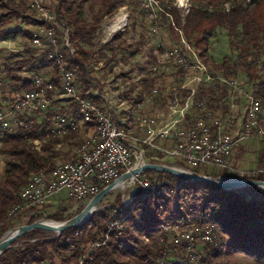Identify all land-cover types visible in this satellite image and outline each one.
Wrapping results in <instances>:
<instances>
[{
    "label": "trees",
    "instance_id": "trees-1",
    "mask_svg": "<svg viewBox=\"0 0 264 264\" xmlns=\"http://www.w3.org/2000/svg\"><path fill=\"white\" fill-rule=\"evenodd\" d=\"M51 1L55 3L56 15L65 23L64 29H70L74 54L68 58V62L70 68L76 71L82 96L87 97L89 91L94 88L89 62L94 58L95 53L102 51L98 60L106 59L109 64L112 60L106 57L105 51L110 52L112 57L118 55L120 51H132V47L126 42L122 33L102 46L100 32L104 21L113 19V22L115 21L113 17L121 8L127 6L139 9L145 6L147 0ZM95 1H100L101 7L97 13L94 9L92 20H88L87 8L93 9L90 6ZM245 1L209 0L206 9L193 8L185 18L181 17L176 8L168 10L177 28L189 31L190 38L200 33V38L196 39L197 43L208 44L214 30L206 25L212 20L228 28L232 41L236 37H241L247 49L241 51L240 57L248 63L249 82L258 81L253 95L260 102L263 110L264 77L260 78L257 75L256 68L264 56V18L261 23L248 14L244 9ZM254 1L257 3L256 7L261 4L257 0ZM227 4L230 6L228 14L223 12L217 14L213 11V8L220 9L218 7L225 10L224 6ZM0 11L2 12L0 38L24 35L32 40L33 32L30 34L27 30L8 28L5 30L14 21L32 26L33 31L38 26L44 25V22H40L36 16L29 15L33 10L28 5V0H0ZM59 36L62 37L61 33ZM200 57L211 70L221 72L225 81L230 82L227 79L237 77L238 71L234 66L226 61L216 64L209 59L207 48L202 49ZM152 59L155 63L156 58L153 56ZM25 67L32 74L47 73L51 76L50 82L56 85L57 89L61 88L56 66L47 59L36 60L31 57L21 59L13 68L8 66L5 69L6 76L12 79L21 93L32 88L23 78L13 77L12 74ZM49 68L50 70L54 68L51 73L47 70ZM178 71L180 77L186 75V71L182 68H178ZM211 74L213 75L212 71ZM216 77L217 81L221 82L219 78L222 77ZM155 80L156 76L152 80L146 79L142 83V93L131 99L143 98V95L154 87ZM225 85L230 86L227 83ZM181 93L185 94L183 100L191 96L189 91ZM198 96L207 102L210 111L224 110L225 113L228 109L229 98L225 86L219 90L203 84ZM217 100L220 102H216ZM223 101L226 102L225 105L222 104ZM95 103L101 104L103 99H96ZM71 104L76 109L79 108L74 101H71ZM78 110H75V114L80 119ZM211 113L213 114L212 111ZM53 115V112H48L45 116L40 115L43 119L39 123L30 119L26 122V126L21 127L17 132L14 131L15 134H6L5 139H0L3 142L2 152L12 159L2 171L5 177L0 182V238L9 229L15 227L14 220L20 219L28 212L34 214L29 224L43 219V214H35L38 212L36 208L31 211H20L12 217L10 212L21 204V194L31 178L45 171L50 172L57 165L53 161L62 157V153L57 149L58 145L63 140L77 138V132H70L61 137L49 131ZM88 126H91L89 131L91 133L96 124L91 123ZM38 140H42L43 145L40 148L35 144L39 142ZM144 148L147 149V158H151L153 163L161 162L153 159L154 156H160L159 152L151 150L146 145ZM259 163L264 167V145L261 148ZM220 173L224 174L223 177L232 178L226 171ZM141 178L150 180L155 190H146L139 186L128 203H123L121 196L117 197L114 204H107L86 223L63 232L59 237L46 235L45 231H33L14 242L12 247L0 257V264H181L178 258L183 259L184 264H190L192 261L191 255L187 256V246L175 244V230L193 227H212L219 241L217 247L211 244L205 247L204 257L199 263L195 261L194 264H264V191L262 189L251 186L227 190L206 182L157 172H147ZM249 179L264 181V175ZM80 210L83 209H79V212ZM48 217L56 221L70 218L58 213Z\"/></svg>",
    "mask_w": 264,
    "mask_h": 264
},
{
    "label": "rangeland",
    "instance_id": "rangeland-1",
    "mask_svg": "<svg viewBox=\"0 0 264 264\" xmlns=\"http://www.w3.org/2000/svg\"><path fill=\"white\" fill-rule=\"evenodd\" d=\"M208 1L209 0H147V2L145 3L146 7L143 6L139 9L138 8L134 9L133 7L130 8L126 6L121 8L117 12V14H115V16L113 17L115 18V21L112 22L113 19L104 21L103 26H101V32H100L102 46L110 42L114 36L122 33L126 42L132 47V51H120L118 55H116L115 57H112L110 52L105 51L106 57H110L112 60L110 61L109 64H107V61H105L106 59L98 60L100 55L99 53L102 51L95 53L94 58L89 62V67L92 72V77L94 79V88L95 89L101 88V92H100L101 96L103 95L105 96L106 99L110 100V102H108V105L109 107H113L112 110L113 117L118 122H122L123 120L125 121L127 116L129 118L127 117L126 121L128 120V122H131V120L137 119L139 115L141 116L146 115L156 118L159 126H165L170 121H173V119L177 118L178 113H175V111L182 110V104L179 102H186V100L190 96L185 100H183L185 98L184 96L185 94L182 93L178 94L179 102L177 105H174L173 100L169 99L167 95L169 94L168 93L169 89L171 87H180L182 84H184L183 87L186 88L185 90H183V92L184 91L191 92L189 90V88H192L191 84L195 83L196 77L199 76L203 77V72L202 71L196 72V70H188L186 71V75L184 77H180L178 75L179 63L177 62L175 63V61L172 58L170 59L167 58V55H170V53L174 51H177V53L180 55L179 50H181L182 52H184V54H187L188 57L191 54L192 56L194 55L195 65L199 66V62L201 64L204 62L203 59L200 57V53L202 49L207 48L209 59L213 60L216 64H220L223 61H226L230 65L234 66L238 71L237 73L238 75L235 79L226 78L231 83H234V86H238V88L234 90L235 92L233 93L234 94L233 98L231 100L229 99L228 101V105L230 103L231 108H229L228 106V109L225 113H223L224 110H216V109L211 110L213 112L211 119L222 120L224 122L226 130H228V132L232 134H235L237 131L241 130L243 123L242 117L245 108L244 105H248L249 98L254 97L253 93L255 90V85L258 83V81H255V83L249 82V77L247 73L248 63H245L243 59L240 57L241 51H245L247 49L245 42L241 41V37H236V39L232 41L228 34V28L225 26L222 27L217 23L216 20H212L208 23V25H206V27H209L212 30H214L212 31V35L210 36L208 44L205 45L204 43H197L196 39L200 38V33H197L196 35H192L190 38L188 36L189 31H185L183 29L177 28V26L173 22L174 20H172V15L168 10L171 8H176L179 11L181 17L185 18V16H187L190 13V10H192L193 8L206 9ZM257 1L261 2V4L256 7L257 3L254 0H246L244 4V9L252 17L254 16V18L257 19L258 22L262 23L264 18L263 17L264 1L262 0H257ZM49 3H50L51 11L53 13L52 14L53 21L56 20L59 21L60 19L58 18L56 12L54 11L55 3L52 2L51 0H49ZM90 7L93 9L87 8L86 17L88 20H92L94 16V9L96 13L97 11H99V8L101 7L100 1H95V3L93 2V4ZM224 7L225 10H223L221 7H218L220 9L213 8V11L217 12V14L218 12H223V14L224 13L228 14L230 10V6L227 4ZM211 9L212 8L210 7L209 10ZM1 13L2 12L0 11V15ZM30 13L31 14L29 15H33V17L36 16V18H38V15L34 11L33 12L30 11ZM122 18H126V22L124 23V25L117 30L114 29V24L120 21ZM64 26L65 23L61 22L60 28L62 30ZM7 28L10 30H15V29L27 30L30 32V34L33 32L32 26H27L21 21H14V23L11 26L6 27L5 30ZM186 44L191 49L187 50ZM234 47H237V49H234ZM37 54H39L38 49L32 46V40L27 39L24 35H19L10 38H2V37L0 38V111L1 113L9 112L8 110L5 111L2 109L10 107L11 105H9V103L15 102L17 98L22 95L21 93L22 91L19 90V88L13 83L12 79L6 76V72H5L6 67L9 66L13 68L15 66V63H17L21 59H25V58L27 59L31 57L34 59L38 57ZM153 56L156 58L155 63L152 62ZM69 57H71L70 54H68V58ZM159 60L163 65L159 64ZM203 64L206 65L207 68L209 67V65L205 64V62ZM207 68H206L207 72L205 73H209L211 76H214L215 79L217 78L216 76L222 77L223 80L225 79L221 72H218L216 70H211L210 67L208 69ZM47 70H50V68ZM256 70H257V75L260 76V78L264 77V56L262 60L259 62V65L256 68ZM211 71L213 75L211 74ZM25 73L33 76V74L30 73L26 67L23 68L21 71H15L12 74V76L25 79L24 78V76L26 75ZM155 76H156V80L154 87L150 91H147V93L143 95V98L151 96V92L155 89H158L156 93V99L149 101L141 109V107L136 106L135 103L136 101H139L142 98L139 100L136 99L132 100V99L136 98L138 94L142 93L141 92L142 83L145 82L146 79L152 80ZM44 77H48V74L44 75ZM95 84H97L98 87H96ZM203 84L205 85L208 83H203ZM215 84H218V81ZM240 91H242V93H240ZM79 92L81 94L80 86H79ZM226 92L228 93L227 87H226ZM247 95H250V97H246ZM216 102H220V101L217 100ZM222 104L225 105L226 102L223 101ZM62 105H64V103ZM98 105L101 106L103 105V103ZM205 106H206V112H211L210 109L208 108L206 101H205ZM220 106L221 105H219V107ZM71 107H73L72 109H76L74 105ZM191 111L192 112L189 113L187 119L185 120L186 123H188V121L193 122L194 120H196L198 116L201 115V114L198 115L199 112L195 109V107ZM58 112L66 113L74 117L75 119L79 120V116L77 114L71 113L69 109H67V107L59 109ZM47 113L48 111L43 112L40 115L45 116ZM23 120H24L23 126H26V122L28 121V118L25 117ZM40 121H42V116L40 117ZM261 121H262L261 127L264 130V108L261 113ZM10 122L12 128L15 129L16 120L11 119ZM185 122L179 124V127L185 126L186 124ZM23 126H20L17 130L19 131V129ZM90 128L91 126L87 125L84 129H81L79 131H74L77 132L76 139L71 138L67 141L63 140V142L60 145H58L57 149L60 151V153H62V157L60 159L53 161L54 163L57 164L55 166L67 162H71L75 159L77 148L80 147L85 142L88 133L89 134L94 133V130L91 133L89 132L91 131ZM12 133L15 134V132ZM69 133L70 132H68L67 134ZM13 134H8V135H13ZM67 134L63 136H66ZM2 139H5V137ZM38 141L39 142H35V144L38 145V147L40 148L41 145H43L42 140H38ZM156 144L165 149H170L174 147L173 142L170 141L165 142L164 140L161 139L157 140ZM2 145L3 142L0 141V182L3 181L5 177V174L2 171L12 160L8 154L2 152V147H3ZM263 145H264V136H260L259 138L253 140L251 139L250 141L246 140L244 143L240 144L239 147H237L234 151V153H237L239 155L238 158L239 167H241V169L243 168L242 170L244 171H249L250 172L249 175H252L254 172L260 169H264V167H262L259 163V157ZM154 151L160 153V156L153 157L154 160L158 159V161H161L159 162V164L180 166V164L176 161L178 159H175L172 156H169L168 154H164L161 151H157V150ZM146 153H147V149H145L144 163L155 164L151 161V158H147ZM234 167L237 168L235 165ZM51 171L50 172L45 171V172L46 174H49L51 173ZM128 171H125L124 173ZM220 172L221 171L219 169H210L205 174L206 176L209 177L228 178V177H223L224 174ZM237 175L238 173L237 174L235 173V175H230V176H232V178L234 176L235 178H238ZM141 176L139 177L141 178ZM222 180L225 181V179ZM134 181L135 179L132 178L131 180L128 181L124 190L117 189L114 190L112 193H110L107 196V198L103 201L101 205L102 209L106 207L107 204H114L117 197L120 196L123 203H128L131 199L133 192L137 188V186L134 184ZM73 203L75 205H78V203H75L74 201L71 200L69 201L65 197V194L62 193L56 196L55 198L53 197L51 202L47 206L37 208L38 212L35 214H43V219L41 220L44 221L64 222V221H56L54 219L49 218L48 216L55 215L58 213L61 216L70 217L69 219L75 217L82 210H80V212L79 210L77 212L73 211L72 210ZM87 204L88 202L82 203L80 205V209L81 208L84 209ZM17 207L18 206H16L14 209H16ZM32 209L33 208L21 209L15 213H13L12 210L10 212V216L12 217L17 213H19L20 211H31ZM63 210L65 212H63ZM33 215L34 214L28 212L22 215L20 219L14 220L13 221V224L15 226L14 228L30 225L29 222ZM14 228L9 229L8 231ZM46 235L57 237L55 233H51V232L48 233L46 232ZM208 245L209 244L199 241V239L195 241V245L192 248H195L197 258L190 264H194L195 261H198V263L200 262V260L205 255L204 253L205 247H207ZM218 245H219V241H218ZM188 254L192 255L190 252L187 253V256H189ZM182 260L183 259L178 258V261L181 262V264H184L185 262Z\"/></svg>",
    "mask_w": 264,
    "mask_h": 264
},
{
    "label": "built area",
    "instance_id": "built-area-1",
    "mask_svg": "<svg viewBox=\"0 0 264 264\" xmlns=\"http://www.w3.org/2000/svg\"><path fill=\"white\" fill-rule=\"evenodd\" d=\"M28 2L30 8L46 23V28L38 27L35 33L33 31L32 46L37 48L39 53L37 54L38 57L35 55V59L61 60V54H66L62 51V48H71L70 32H64L62 37L57 36L56 29L59 28V22L52 21L49 0H28ZM35 34H44V42H35ZM186 46L187 50L191 49L187 44ZM179 52V68L185 71H203V67L195 65L194 55L192 56L191 54L188 57L181 50ZM52 69L49 71L50 73ZM25 74L24 80L30 84L32 89L15 102L9 103L10 107L2 109L9 112L0 114L1 139L5 137V130H16L17 132V129L24 125L23 119L25 117L28 120L36 119L41 122L40 111L34 109L36 91L45 92L44 105H48V112H53L54 114L49 131H66L69 128L84 129L74 117L58 112L59 109L66 107L74 114L75 110H78H72L71 97L72 95H79L80 85L77 75L71 74V70H68L67 65H63V72H59L58 76L65 79V86L62 87L61 92H54V89L50 87L51 76L44 77L47 73L33 74V76ZM201 80H208V86L217 89L226 86L224 82L215 84L217 80H215L214 76L206 73V78H198L195 83L191 84V101L179 102L182 104V111H175V113H178V117L173 119V121H170L165 126H159L157 122H147L146 119L137 117L133 125L143 124L140 142H130L123 136H119L117 123L122 122H118L113 117L112 108L108 105L110 100L103 95L101 96V88L90 90L88 100H81L82 108H86L89 111V116H99L102 124V136L95 137V140L90 141V144H82L78 147L75 159L67 162L66 166L55 167L49 174L42 172L39 179L30 181L24 189V193L21 194L22 202L18 205L17 211L47 206L53 197L55 198L64 193L69 201L78 203V205L73 203L72 206V210L77 212L82 203L89 202L106 186L117 180L125 171L139 165L141 161L144 163V150L142 147L145 145L152 149L161 150L163 153L178 159L176 161L180 164L179 167H186L193 172L198 171L197 173L199 174L205 175L210 169H219L227 171L228 175L238 173L239 179L249 180L250 177L264 175V169L249 175L250 172L237 171L231 167L232 155L235 149L239 147V139H247L249 141L259 138V134H264L263 130L260 129L261 106L246 105L242 117V128L232 134L226 130L222 120L214 121V119H211L212 115L206 112L205 100L198 96ZM95 86L98 87L97 84ZM183 86L184 84L180 87H171L170 94H167L168 98L177 99L178 101V94L183 92ZM228 87V95L232 99L234 90L238 86ZM247 97H250V95ZM99 98L103 99V105L101 106L95 103V100ZM155 99L156 94L155 96L147 97V101H136L135 104H147ZM63 103L64 105H62ZM194 107L199 112L198 115H201L193 122L188 121L186 123L185 120ZM11 119L16 120L15 129L12 128ZM63 119H70V126H63ZM183 122L186 123L185 126L179 127V124ZM190 124L207 126V133L191 134ZM159 139L173 142L174 147L167 150L159 149L156 144ZM134 184L146 190H155L153 184L147 179L137 177ZM216 238L212 227L176 229L175 244L186 245L188 252L192 254L190 258L193 262L197 258L195 248H192L195 245V241L199 239L203 243L216 246Z\"/></svg>",
    "mask_w": 264,
    "mask_h": 264
},
{
    "label": "bare ground",
    "instance_id": "bare-ground-1",
    "mask_svg": "<svg viewBox=\"0 0 264 264\" xmlns=\"http://www.w3.org/2000/svg\"><path fill=\"white\" fill-rule=\"evenodd\" d=\"M37 14V13H36ZM53 14V13H52ZM38 19L40 22H44V25H41V26H38V27H43V28H46L45 26V21L41 20L38 16ZM56 20V19H55ZM53 21V19H52ZM57 21V20H56ZM59 22V28L56 29V34L58 37H60V33L61 35L63 36L64 32L66 31H69L70 30H65L63 28V30L60 28V23L62 21H58ZM126 22V18H122L120 21H118L117 23L114 24V29H119L120 27H122L124 25V23ZM38 27L34 29V33L38 30ZM112 29V28H111ZM69 38H70V34H69ZM35 42H44V34H35ZM70 49L69 48H62V51H64L66 54H61V60L60 59H53L51 60V62L56 66V69H57V73H58V76H59V72H63V65H67L68 67V70H71V74H76V71L74 69H71L70 68V64L68 62V54L71 55V57L73 56L74 54V51H73V48H72V45H71V41H70ZM167 58H172L175 63H179L178 60H180V55L177 53V51H174L172 53H170V55H167ZM159 64L160 65H163L160 60H159ZM199 67H203V77H196L195 78V81L198 80V78H206V73L207 70H206V65H204L203 63L201 64L199 62ZM208 69V68H207ZM49 72V71H48ZM209 72V71H208ZM205 73V75H204ZM56 74V73H55ZM207 75H210L209 73H207ZM217 80V78L215 79ZM221 82H224V83H227L229 84L230 86H234V83H231V82H227L225 80H223L222 78L219 79ZM59 81H60V86L61 88L60 89H57L54 85L50 82V87L52 89H54V92H58L62 90V87L65 86V79L64 77H59ZM203 83H208V80H201V85ZM224 87V86H223ZM228 88V92H229V87L228 86H225ZM186 87H183V90H185ZM222 89V88H221ZM219 89V90H221ZM158 89H155L154 91L151 92V96L149 97H152V96H155V94L157 93ZM189 90L192 92V88H189ZM30 91V90H29ZM28 92V91H27ZM26 93V92H25ZM25 93H22L21 96H23ZM82 93V92H81ZM168 93L170 94V89L168 91ZM83 95V94H82ZM79 92V95H72L71 97V101H74L75 103L78 104V111L80 113V119L77 120V122L79 123V125H81L82 128H85L88 124H91V123H95L96 124V127L94 128V133L93 134H89L87 135V139L85 140V142L83 144H90V141L92 140H95V137H101L102 136V124H101V119H99V116L98 115H91L89 116V111L86 110V108H82V102L81 100H88V96L87 97H84L82 96ZM20 96V97H21ZM249 96V95H247ZM246 96V97H247ZM18 97L17 100L20 98ZM80 97V98H79ZM228 98H229V95H228ZM45 99V92L44 91H36V97H34V109H36V111H40V114L43 113V112H46L48 111V105H44V100ZM230 99V98H229ZM173 100V104L174 105H177L178 102H179V99L177 101V99H172ZM231 100V99H230ZM139 101H147V97H144L142 98L141 100ZM188 101H191V96L186 100V102ZM98 105V104H97ZM146 104H136V106H139L141 107H144ZM173 105V106H174ZM248 105H253V106H261L260 102L258 100H256L254 97H250L249 98V102H248ZM100 106V105H99ZM246 107V105H244ZM112 110H113V107H111ZM229 108H231L230 106V103H229ZM135 109V108H134ZM245 109V108H244ZM135 111V110H134ZM182 111V110H181ZM209 114L212 115L211 112H208ZM261 113H262V107H261ZM0 114H1V111H0ZM124 114V113H123ZM128 114V113H127ZM126 117V116H125ZM128 117V116H127ZM126 117V119H127ZM133 117V116H132ZM139 117H142L143 119H146L147 122H157V119L154 118V117H151V116H146V115H139ZM129 118V117H128ZM123 120L122 123H117V130H119V136H123V138H126L128 140H130V142H140V133L141 131H143V124H136V125H133L134 122H136V119L135 120H131V122H128V120L126 121ZM130 121V120H129ZM214 121H221L219 119H214ZM261 119H260V129H262L261 127ZM63 126H70V119H63ZM51 127V125H50ZM81 129H77V128H69L67 129L66 131H57V130H53L52 133L55 134V135H58V136H63L65 134H67L68 132H74V131H79ZM240 131V130H239ZM12 132H14V130H5V135L6 134H11ZM264 132V130H263ZM190 133L191 134H205L207 133V126H200L198 124H191L190 125ZM260 136H264V134H259V137ZM247 139H239V145L244 143ZM250 141V140H249ZM157 147L159 149H165V148H162L161 146H158ZM152 149V148H151ZM171 149V148H170ZM144 150V156H145V148H143ZM154 150H157V151H161V150H158V149H154ZM167 150V149H165ZM162 152V151H161ZM163 153V152H162ZM165 154V153H164ZM233 156V155H232ZM143 163L142 161L139 163V165L137 166H141ZM62 166H66V163L64 164H60L56 167H62ZM136 167V166H134ZM133 167V168H134ZM175 167H179V166H175ZM231 167L232 164H231ZM131 168L130 171L133 169ZM180 168H183V169H187L189 171H191L190 169L186 168V167H180ZM222 171V170H220ZM193 172V171H192ZM198 171H195L194 173H197ZM224 172V171H222ZM227 172V171H226ZM40 174H37V175H34L30 181H36L37 179H39L40 177ZM198 174V173H197ZM199 175H202V174H199ZM205 176V175H204ZM209 177V176H208ZM219 180H222V179H225V180H230V179H239V178H222V177H215ZM132 179V178H131ZM130 179V180H131ZM133 179H136L135 177ZM29 181V183H30ZM128 183V182H127ZM126 183V184H127ZM126 184L125 185H121L120 187H118L117 189H122L124 190L125 187H126ZM116 189V190H117ZM154 191V190H152ZM24 193V191H23ZM18 208V207H17ZM17 208L13 210V213L15 211H17ZM50 224H53V222H51ZM219 246L218 245V239L216 238V247Z\"/></svg>",
    "mask_w": 264,
    "mask_h": 264
},
{
    "label": "water",
    "instance_id": "water-1",
    "mask_svg": "<svg viewBox=\"0 0 264 264\" xmlns=\"http://www.w3.org/2000/svg\"><path fill=\"white\" fill-rule=\"evenodd\" d=\"M146 172L167 173L180 178L206 182L227 190L253 186L264 191V181H254L247 179H230L224 181L215 177L199 175L180 167L165 164L143 163L141 166H136L131 171L122 174L121 177L115 180L112 184L106 186L100 193L94 196L88 202L86 207L75 217L64 222H53V224H50L52 221L41 220L33 224L20 226L8 231L0 238V257L12 247L14 242L33 231L41 230L51 232L55 233L57 237H59L63 232L71 228L81 226L82 224L86 223L96 212L102 209L101 205L110 193H112L121 185H125L131 178H137Z\"/></svg>",
    "mask_w": 264,
    "mask_h": 264
},
{
    "label": "crops",
    "instance_id": "crops-1",
    "mask_svg": "<svg viewBox=\"0 0 264 264\" xmlns=\"http://www.w3.org/2000/svg\"><path fill=\"white\" fill-rule=\"evenodd\" d=\"M166 142V141H165ZM238 158H239V155L237 153H234L233 156H232V159H231V162H232V166L235 170L237 171H241V172H249V171H244L241 169V167H239V163H238ZM234 165L237 167V168H240V169H237L234 167ZM222 172V171H221ZM48 264V263H46Z\"/></svg>",
    "mask_w": 264,
    "mask_h": 264
}]
</instances>
